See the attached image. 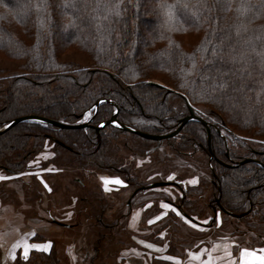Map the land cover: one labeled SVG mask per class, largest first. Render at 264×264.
Wrapping results in <instances>:
<instances>
[{
  "label": "trees",
  "instance_id": "obj_1",
  "mask_svg": "<svg viewBox=\"0 0 264 264\" xmlns=\"http://www.w3.org/2000/svg\"><path fill=\"white\" fill-rule=\"evenodd\" d=\"M116 2L0 0V49L24 58L30 69V75L19 76L2 91L0 126L20 111L71 123L103 98L92 119L96 124L112 117V106L105 102L111 98L117 101L118 123L149 134L171 132L180 122L179 116L169 123L164 120L172 90L143 82L147 71L160 69L166 72L171 89L214 110L223 125L264 136V0H149L148 7L140 0H120L119 16L112 10ZM146 9L151 16L145 17ZM142 19H148L150 26L147 40L139 43ZM179 31L195 33L197 41L185 48L175 39ZM71 46L90 56L92 69L60 63V50ZM221 57L235 72L223 77L228 81L223 88L216 71L225 67ZM14 92L19 93V106ZM144 106L151 110L148 119H144ZM143 120L163 127L143 128L139 125ZM98 128L22 121L0 134V158H6L4 152L21 150L30 138L47 136L71 148L79 159L103 167L110 138H100ZM182 130L190 139L185 143L200 142L213 154L211 203L218 201L223 212L238 218L259 207L257 213L264 217V153L256 162L252 154L227 151L220 127L211 128L208 143L205 126L195 119L178 132ZM245 158L250 160L236 165ZM0 167L7 168L1 163ZM39 254L40 261L33 259L32 264H59L54 251ZM27 263L30 260L22 262L20 255L14 262Z\"/></svg>",
  "mask_w": 264,
  "mask_h": 264
},
{
  "label": "rangeland",
  "instance_id": "obj_2",
  "mask_svg": "<svg viewBox=\"0 0 264 264\" xmlns=\"http://www.w3.org/2000/svg\"><path fill=\"white\" fill-rule=\"evenodd\" d=\"M140 4L148 7L149 0H140ZM147 10L145 17L151 16ZM140 25L142 31L137 34L141 37L136 41L143 43L147 40L145 34L150 21L142 19ZM197 38L198 35L192 32L179 31L175 36L177 43L185 48ZM58 56L61 64L73 63L72 67L92 69L94 65L86 52L73 46L62 48ZM29 70L24 58L10 56L0 49V111L4 110L2 91L19 76L30 75ZM166 78L164 70H149L143 82L172 90L164 118L167 123L171 117L179 116L178 120H181L191 111L199 113L210 130L220 127L227 151H236L238 156L252 154L254 159H251L260 162L264 155V136L253 130L238 131L223 125L218 113L206 105L190 102L185 95L171 89ZM13 96L19 106V93L14 92ZM102 99L84 109L79 119L64 123L87 122L84 128L99 127V137L110 138V151L103 167L79 159L71 148L47 136L37 140L30 138L21 150L4 152L6 158H0V163L7 167H0V176L7 177L0 180V205L5 206L10 221V233L0 234V242L3 240L8 244L11 241V245H0V264H14L18 255L22 262L26 260L16 247L26 235L28 243L48 245L47 251L31 249L27 264H32L33 259L40 261L39 253L49 251H54L59 264H142V261L171 264L173 260L164 259L169 255L160 253L161 249L176 255L178 240L183 243L188 239L207 240L209 233L215 234L216 230L222 235L229 232L228 236L232 235L244 244L264 243V217L257 213L259 207L238 218L223 212L218 201L211 203L213 154L206 152L202 143H185L184 140L190 139L183 130L169 137L149 139L108 123L94 124L92 119L99 102L104 101ZM105 102L112 106L113 119L118 120L117 101L108 98ZM144 110V119L151 117V110L145 106ZM88 113L91 114L86 118ZM23 114L18 112V116ZM8 121L11 119L0 128ZM23 121L45 123L34 119ZM139 125L143 128L163 127L149 120H143ZM162 133L165 132L152 135ZM170 176L173 179H169ZM116 180L122 183H116ZM193 180L196 183H191ZM157 181L165 184L143 189ZM162 201L170 203L172 208H162ZM157 216L161 218L155 220ZM184 217L199 223L198 228L191 227ZM149 220L154 222L150 224ZM32 233L34 235H30ZM163 240L166 241L164 246ZM147 244L153 247L148 248ZM133 245L142 252L132 250ZM145 250L152 253L145 255ZM12 254L15 261L9 259Z\"/></svg>",
  "mask_w": 264,
  "mask_h": 264
},
{
  "label": "crops",
  "instance_id": "obj_3",
  "mask_svg": "<svg viewBox=\"0 0 264 264\" xmlns=\"http://www.w3.org/2000/svg\"><path fill=\"white\" fill-rule=\"evenodd\" d=\"M2 204V203H1ZM9 218L6 216V209L5 206L2 204L0 205V234H2L4 231L5 233H10L9 230ZM199 225V223H196ZM216 233V232H215ZM205 237V236H204ZM203 237V238H204ZM207 238V236H206ZM243 241V240H239ZM11 242V241H10ZM8 242L5 243L3 240H1L0 245L3 243L7 246L11 243ZM179 252H177L176 255L170 254L169 251H166L164 249H161L160 253L167 254L169 256H174L179 260V264H200V260H208L209 254H211L213 260L215 261V264H241V250L242 249H249L250 251H255L258 255L260 254V250L264 249V243L262 244H250L249 243H242L235 240L232 235L227 234H209L207 240L203 239H192V240H186L184 243H182V240L179 241ZM166 243L165 240H163L162 245L164 246ZM32 244V243H30ZM137 244V243H136ZM4 245V246H6ZM138 245V244H137ZM219 245V249L213 251V246ZM132 250L139 251L140 249H137L136 245L132 246ZM163 248V247H162ZM21 253L23 254V249L19 247ZM225 249L228 250V252L231 253L230 257L225 252ZM4 250V249H3ZM142 252V250H140ZM167 252V253H166ZM145 255L151 254L152 251L145 250ZM200 254V260L192 258V254ZM13 255V254H12ZM12 255L9 257L10 260H13ZM143 257V254L141 255ZM127 261V260H125ZM142 264H147L146 261H142ZM163 264V263H162ZM170 264V263H168ZM171 264H176V261L173 260Z\"/></svg>",
  "mask_w": 264,
  "mask_h": 264
},
{
  "label": "snow or ice",
  "instance_id": "obj_4",
  "mask_svg": "<svg viewBox=\"0 0 264 264\" xmlns=\"http://www.w3.org/2000/svg\"><path fill=\"white\" fill-rule=\"evenodd\" d=\"M121 7V3L120 0H117V2L115 3V5L112 6V10L115 12V15L119 16L120 15V9ZM233 60H235V58H232ZM221 60L223 61L225 67H221L216 69V71L220 74L221 78H222V83L219 85L220 87H227L228 86V81L224 80L223 77H226L229 73H232L233 75H235V72L233 71L232 68H228L226 67L228 61H225L223 57H221ZM236 71H239L241 76L244 74L243 70L241 69H236ZM233 87L235 88V82H233ZM91 113L86 114V118L87 115H90ZM4 127H10V125L5 124ZM7 177H3L0 176V180L2 179H6ZM169 179H173V177H169ZM116 183H122L119 180H116ZM191 183H196L195 180L191 181ZM167 192V189L165 190ZM161 207L164 209H168V208H172V205L170 203H165V202H161ZM173 211H176L173 208ZM177 215H181V213L177 212ZM161 217L157 216L155 217V220H159ZM184 220L186 223H188L191 227L193 228H198V225L196 223H194L190 218L188 217H184ZM153 220H149V223H153ZM204 223H207V221H204ZM217 223H219V220H217ZM30 235H34V233L30 234ZM16 247H21L23 249V255H24V259L28 258V253L31 249H36V250H43V251H47L48 250V245H40V244H35V243H28V236L26 235V237L19 242ZM146 247L148 248H152L153 245L152 244H147ZM219 245H214L213 246V251L218 250L219 249ZM225 252L227 253V255L230 257L231 253L228 252L227 249H225ZM241 264H264V249L260 250V254L258 255L255 251H250L249 249H242L241 253ZM12 258L15 259V255H12ZM192 258L200 260V254H192ZM164 259L167 260H175L176 264H179V260L174 257V256H167L164 257ZM200 264H215V261L213 260L211 254H209V259L208 260H200Z\"/></svg>",
  "mask_w": 264,
  "mask_h": 264
},
{
  "label": "water",
  "instance_id": "obj_5",
  "mask_svg": "<svg viewBox=\"0 0 264 264\" xmlns=\"http://www.w3.org/2000/svg\"><path fill=\"white\" fill-rule=\"evenodd\" d=\"M27 119L39 120V121L46 122V123H49V124H52L54 126L61 127V128L81 127V126H87V124H88L87 122H80V123H75V124H67V123H64L62 121H57V120L46 118V117L39 116V115H23V116H19V117H16V118L12 119L7 124L10 125V127H11L15 123L23 121V120H27ZM191 119H195V120L201 122L205 126L206 134H207V142L209 143L210 129H209V125H208L207 121L205 119H203L202 117H200L198 115H195L192 111L190 112V114L183 116L181 118L178 126L175 129H173L171 132L163 133V134H159V135H152V134L140 131L138 129H135V128L131 127V126L122 125V124L118 123L117 121H115L113 119V117H111L107 121L101 122L99 124V126H102L105 123H108V124H111L114 127H117L119 129L126 130V131H129V132L135 133V134H139V135H141L143 137H146V138H149V139H158V138L169 137V136H172V135L176 134L180 130L182 125L184 123H186L188 120H191ZM10 127H7V128L6 127H2V128H0V133L4 132L5 130H7ZM249 160H250V158L243 159V160L237 162L236 165L240 164L241 162L249 161ZM164 184H165V182H163V181H157V182L150 183L149 185L143 187V189L146 188V187H156V186H161V185H164Z\"/></svg>",
  "mask_w": 264,
  "mask_h": 264
},
{
  "label": "flooded vegetation",
  "instance_id": "obj_6",
  "mask_svg": "<svg viewBox=\"0 0 264 264\" xmlns=\"http://www.w3.org/2000/svg\"><path fill=\"white\" fill-rule=\"evenodd\" d=\"M210 134V133H209ZM210 136V135H209Z\"/></svg>",
  "mask_w": 264,
  "mask_h": 264
}]
</instances>
